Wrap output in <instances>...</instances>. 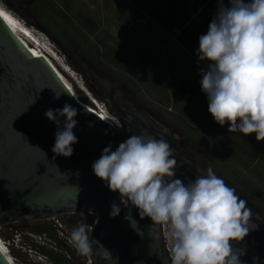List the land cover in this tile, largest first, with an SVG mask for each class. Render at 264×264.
I'll use <instances>...</instances> for the list:
<instances>
[{
  "label": "rangeland",
  "instance_id": "rangeland-1",
  "mask_svg": "<svg viewBox=\"0 0 264 264\" xmlns=\"http://www.w3.org/2000/svg\"><path fill=\"white\" fill-rule=\"evenodd\" d=\"M140 1L141 6L134 0H0V7L21 24L27 23L31 42L57 59L61 66L56 63V67L83 102L81 88L93 95L88 83L113 95L117 104L145 126L171 135L178 153L192 164L212 168L264 221V159L249 161L243 138L253 140L262 151L264 141L258 142L255 133H229V125L220 126L209 112L201 125L191 123L188 106L169 90L170 82L183 81L196 89L199 99L206 95L201 90V69L210 62L198 63L196 52L209 23L194 13L198 0ZM223 4L228 6V0ZM32 8L41 11V21L32 15ZM94 97L108 109L105 101ZM69 218L48 222L57 226V240L75 250ZM35 223H14L0 230V239L9 244V255L3 247L0 252L10 264H51L42 249L66 254L55 241L31 233Z\"/></svg>",
  "mask_w": 264,
  "mask_h": 264
},
{
  "label": "clouds",
  "instance_id": "clouds-1",
  "mask_svg": "<svg viewBox=\"0 0 264 264\" xmlns=\"http://www.w3.org/2000/svg\"><path fill=\"white\" fill-rule=\"evenodd\" d=\"M196 55L198 63L210 62L201 69L200 84L214 121L228 124L229 133H255L258 142L264 141V0H228V6L220 0L207 33L199 37ZM59 97L55 93L54 99ZM77 114L68 103L45 112L56 125L51 148L56 156L73 155ZM176 165L166 139L134 134L115 150L111 144L105 147L92 171L110 191L119 193L121 204L138 209L141 219L169 225L171 264H241L243 252L232 242L243 241L249 233L247 202L212 168L188 183L166 179L176 177ZM120 211L113 202L110 215ZM125 219L135 222L130 215ZM88 227L80 222L70 234V242L83 256L93 251ZM102 255L115 260L105 248Z\"/></svg>",
  "mask_w": 264,
  "mask_h": 264
},
{
  "label": "water",
  "instance_id": "water-1",
  "mask_svg": "<svg viewBox=\"0 0 264 264\" xmlns=\"http://www.w3.org/2000/svg\"><path fill=\"white\" fill-rule=\"evenodd\" d=\"M88 84L95 92L97 87ZM55 93L59 99H54ZM109 98L111 104L105 101L108 110L127 129L125 135L105 124L0 17V228L91 212L97 217L90 234L93 251L89 256L94 264H171L161 224L141 219L138 209L121 204L119 193L95 176L92 164L109 144L115 150L134 134L163 137L170 145L175 139L145 126ZM65 103L78 113L73 129L78 142L68 158L51 151L56 125L45 116L48 109H62ZM173 156L176 177L166 179L188 183L203 175ZM113 202L121 209L115 217L110 215ZM128 215L135 220L133 224L125 219ZM248 226V235L232 242V247L243 252L241 264H264L260 214L251 211ZM104 248L116 261L103 258ZM0 264H10L1 252Z\"/></svg>",
  "mask_w": 264,
  "mask_h": 264
},
{
  "label": "trees",
  "instance_id": "trees-1",
  "mask_svg": "<svg viewBox=\"0 0 264 264\" xmlns=\"http://www.w3.org/2000/svg\"><path fill=\"white\" fill-rule=\"evenodd\" d=\"M208 1L209 0H198L194 3V13H198L199 16L204 18V22L206 24L211 23L212 19L217 15V10L220 6V0H211L209 3H207ZM134 2L135 4L141 6L140 0H134ZM31 13L39 21L42 20L41 11L38 9L32 8ZM147 13H150V11L147 10ZM87 27L89 28V31L93 30L89 19L87 20ZM152 63H154L152 65L154 67L158 64L157 61ZM146 65L150 66L148 63ZM169 90L179 101L184 102L188 106L187 118L189 121L196 125H201L203 123V115L208 112L207 96L204 95L199 99L197 97L196 89L183 81L170 82ZM243 151L248 157V160L251 162L264 159V151L260 149L257 143L246 137L243 138ZM70 217L72 218H69L70 220L68 219V223L72 229L77 227L80 222H84L79 216L75 215ZM21 224L25 226L29 225L24 223ZM3 228L5 227H1L0 230ZM56 230L58 229L55 224L44 221L36 222L29 231L38 236L43 235L44 238H47L51 241H55L58 247L65 251L66 254L62 255L54 253L52 250L42 249L41 252L51 264H87V256L80 255L76 249L72 250L64 242L57 240L55 233Z\"/></svg>",
  "mask_w": 264,
  "mask_h": 264
},
{
  "label": "built area",
  "instance_id": "built-area-1",
  "mask_svg": "<svg viewBox=\"0 0 264 264\" xmlns=\"http://www.w3.org/2000/svg\"><path fill=\"white\" fill-rule=\"evenodd\" d=\"M98 103V108H94L91 106V110L107 125H109L111 128H113L115 131L121 134H126L125 128L122 124V122L113 114L110 113V111L104 106L103 104ZM75 216V215H74ZM79 216L84 222L88 224V235L90 237L91 231L94 228V224L97 221V217L89 212V213H84V214H79L76 215ZM58 220L57 218H55ZM53 219V220H55ZM168 232H169V225L167 224H161V233H162V240L165 248V252L170 260V250H171V242L168 239ZM0 242L2 244V247L6 250V254L9 255V244L6 243L5 241L0 239ZM87 264H93V260L90 258V256H87ZM171 261V260H170Z\"/></svg>",
  "mask_w": 264,
  "mask_h": 264
},
{
  "label": "bare ground",
  "instance_id": "bare-ground-1",
  "mask_svg": "<svg viewBox=\"0 0 264 264\" xmlns=\"http://www.w3.org/2000/svg\"><path fill=\"white\" fill-rule=\"evenodd\" d=\"M0 9H2L1 7H0ZM5 13H6V15L5 16H3V17H1L4 21H5V23L25 42V40L27 41V42H30L31 43V45L32 44H36L35 42L34 43H32L31 42V30H29V29H27V28H25L24 26H23V24H21V23H19V22H17V18H15L8 10H7V12L6 11H4ZM35 36V35H34ZM41 40V39H40ZM26 43V42H25ZM27 44V43H26ZM28 45V44H27ZM45 45V44H44ZM29 46V45H28ZM33 46V48H35L38 52H34V50H33V52L39 57V58H44V60L51 66V68L55 71V73L57 74V76L73 91V89H72V87L70 86V84H69V82L67 81V79H66V77L64 76V74L56 67V63L59 65V66H61L60 64H59V62L57 61V59H55L54 58V56L52 55V54H50V55H48V54H46L44 51H43V49H40L39 48V45H38V47H35L34 45H32ZM48 49V48H47ZM40 50V51H39ZM65 70V69H64ZM63 70V72L65 73V74H67L68 72H66V71H64ZM83 91H81L82 92V94H83V96L85 97V99H86V101H87V106L89 107V108H91V106L92 107H94V108H98V103H97V100L95 99V97L92 95V94H90L89 93V91L88 90H86L85 88H81ZM74 92V91H73ZM86 94H85V93ZM75 93V92H74ZM76 94V93H75ZM262 221H263V219H262ZM264 222V221H263ZM2 254V253H1ZM10 263V262H9Z\"/></svg>",
  "mask_w": 264,
  "mask_h": 264
},
{
  "label": "flooded vegetation",
  "instance_id": "flooded-vegetation-1",
  "mask_svg": "<svg viewBox=\"0 0 264 264\" xmlns=\"http://www.w3.org/2000/svg\"><path fill=\"white\" fill-rule=\"evenodd\" d=\"M94 85L97 87V89L95 90V92H93V95L96 96V97H98L99 100H102V101H108V103L111 104V99L109 98V96H111V97L113 98V95L108 94V93L105 92L104 90L100 89L96 84H94ZM113 100H114V99H113ZM118 105H119V107H120L123 111H125V112H127V113H129V114H131V115H134V114H132L131 112H129L124 106H122V105H120V104H118ZM110 110L112 111V110H113V107L110 108ZM134 116H135V115H134ZM135 117H137V116H135ZM124 128H125V127H124ZM125 131L127 132V129H126V128H125ZM171 148H172V150H173V153H174L176 156H178L180 159H182V160H184L185 162H187V163L189 164V166L191 167L192 170H194V171L197 172V173L200 172V173H202L203 175L206 174L205 172H203V171H206V169L199 168L198 165H194V164H192V162H191L190 159H188V158H186V157H184V156H182L181 154L178 153V151H177V147H176V145H175V140L173 141V144L171 145Z\"/></svg>",
  "mask_w": 264,
  "mask_h": 264
},
{
  "label": "snow or ice",
  "instance_id": "snow-or-ice-1",
  "mask_svg": "<svg viewBox=\"0 0 264 264\" xmlns=\"http://www.w3.org/2000/svg\"><path fill=\"white\" fill-rule=\"evenodd\" d=\"M5 15H6V13L4 12V10L0 9V17H3ZM0 247H2V245H0Z\"/></svg>",
  "mask_w": 264,
  "mask_h": 264
}]
</instances>
